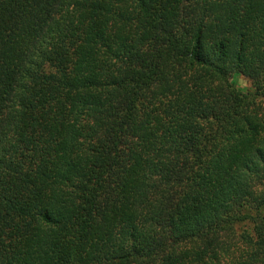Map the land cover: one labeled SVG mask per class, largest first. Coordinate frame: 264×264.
I'll list each match as a JSON object with an SVG mask.
<instances>
[{"label": "trees", "instance_id": "16d2710c", "mask_svg": "<svg viewBox=\"0 0 264 264\" xmlns=\"http://www.w3.org/2000/svg\"><path fill=\"white\" fill-rule=\"evenodd\" d=\"M263 101L264 0H0V264H264Z\"/></svg>", "mask_w": 264, "mask_h": 264}, {"label": "rangeland", "instance_id": "374dc122", "mask_svg": "<svg viewBox=\"0 0 264 264\" xmlns=\"http://www.w3.org/2000/svg\"><path fill=\"white\" fill-rule=\"evenodd\" d=\"M236 84H238L240 87H247L249 85V83L247 82V80H245L244 77L240 76L238 79H235V82ZM261 110H262V113L264 114V101L261 103Z\"/></svg>", "mask_w": 264, "mask_h": 264}]
</instances>
